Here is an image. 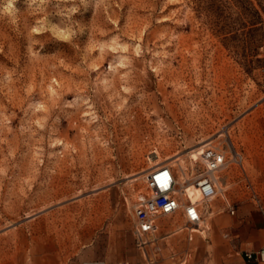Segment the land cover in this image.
I'll list each match as a JSON object with an SVG mask.
<instances>
[{
  "label": "rangeland",
  "instance_id": "1",
  "mask_svg": "<svg viewBox=\"0 0 264 264\" xmlns=\"http://www.w3.org/2000/svg\"><path fill=\"white\" fill-rule=\"evenodd\" d=\"M222 3L0 0V264L131 230L146 175L193 179L212 149L219 195L264 189V66Z\"/></svg>",
  "mask_w": 264,
  "mask_h": 264
},
{
  "label": "crops",
  "instance_id": "2",
  "mask_svg": "<svg viewBox=\"0 0 264 264\" xmlns=\"http://www.w3.org/2000/svg\"><path fill=\"white\" fill-rule=\"evenodd\" d=\"M202 211L206 229L191 239L183 211L161 217L159 242L148 245L146 253L138 249L132 228L99 235L71 255L61 243H32L17 248L14 264H264L246 258L264 248V189L242 199L219 195Z\"/></svg>",
  "mask_w": 264,
  "mask_h": 264
},
{
  "label": "built area",
  "instance_id": "3",
  "mask_svg": "<svg viewBox=\"0 0 264 264\" xmlns=\"http://www.w3.org/2000/svg\"><path fill=\"white\" fill-rule=\"evenodd\" d=\"M205 152V151H204ZM201 158L205 170L193 179L181 181L170 166L162 165L152 169L145 177L147 193L141 194L134 206L133 234L138 249L146 253L148 245L157 244L159 239L158 220L161 217L184 212L185 229L192 234L206 229L202 207L220 194L216 174L228 163L227 155L220 149H212ZM193 188L194 192L190 193ZM198 197V198H197ZM234 214V207H230ZM248 260L264 262V248L257 253H246Z\"/></svg>",
  "mask_w": 264,
  "mask_h": 264
},
{
  "label": "trees",
  "instance_id": "4",
  "mask_svg": "<svg viewBox=\"0 0 264 264\" xmlns=\"http://www.w3.org/2000/svg\"><path fill=\"white\" fill-rule=\"evenodd\" d=\"M210 5V7L215 6L219 2L224 5L223 0H203ZM258 5L253 1L247 0L242 2L240 0H234L239 8L242 9L240 12V18L242 23L241 29L242 35L246 38L242 40L245 47L244 53H239V45H234L238 55L241 56L243 60L242 65L248 70H253L264 66V58L258 59L259 50L264 48V0H259ZM223 31V30H222ZM226 38L229 39L230 36L227 35ZM231 34V32H229ZM250 37V38H247ZM229 40H236L235 38H230ZM238 44V43H237Z\"/></svg>",
  "mask_w": 264,
  "mask_h": 264
},
{
  "label": "bare ground",
  "instance_id": "5",
  "mask_svg": "<svg viewBox=\"0 0 264 264\" xmlns=\"http://www.w3.org/2000/svg\"><path fill=\"white\" fill-rule=\"evenodd\" d=\"M192 192H194V189L193 188H191L190 189V193H192ZM198 198V197H197ZM23 256H22V254L20 255V258H22ZM91 262V261H90Z\"/></svg>",
  "mask_w": 264,
  "mask_h": 264
}]
</instances>
